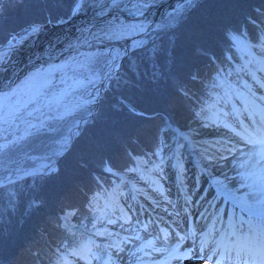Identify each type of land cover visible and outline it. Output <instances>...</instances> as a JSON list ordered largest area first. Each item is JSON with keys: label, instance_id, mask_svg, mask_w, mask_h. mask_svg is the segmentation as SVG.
<instances>
[{"label": "trees", "instance_id": "trees-1", "mask_svg": "<svg viewBox=\"0 0 264 264\" xmlns=\"http://www.w3.org/2000/svg\"><path fill=\"white\" fill-rule=\"evenodd\" d=\"M0 3L3 5L1 45L29 25L69 18L75 0H17L15 3L0 0ZM255 3L264 4V0H197L195 7L177 20L172 30L156 31L145 47L136 48L128 55L118 73L119 78L113 80L106 93V105L117 106L121 98H128L137 107L151 112L169 108L187 126L183 95L177 90L178 78L187 81L191 75L198 74L195 66L203 74L210 58L201 50L211 49L212 43L217 48V20L223 24L228 18L230 23L246 28L249 26L248 13L256 11ZM153 91L159 102L152 100L146 104L135 100L136 92L151 94ZM119 118L121 127L130 122V128L139 127L142 123L136 118L128 117L130 122L122 115ZM103 138V129L99 127L97 140L64 156L56 174L33 175L0 187V263L39 264L38 261H42L50 264L58 255V246L67 249L70 238L58 214L75 205H83L88 191L82 188L86 183L80 185L78 181L81 178L86 182L94 169L93 161L103 160L108 155L102 147ZM113 141L110 138L107 143ZM8 157H13L12 153Z\"/></svg>", "mask_w": 264, "mask_h": 264}, {"label": "snow or ice", "instance_id": "snow-or-ice-1", "mask_svg": "<svg viewBox=\"0 0 264 264\" xmlns=\"http://www.w3.org/2000/svg\"><path fill=\"white\" fill-rule=\"evenodd\" d=\"M17 0H9V3H15ZM85 0H75L74 7L72 9V15L75 16L80 13L82 9V5ZM109 3L116 7L120 3V0H109ZM156 0H135L134 8L135 15L144 16L147 12L148 8L154 6ZM197 0H180V7L177 9H173L172 12L168 13L164 18V28L174 27L177 20L185 17L191 8L195 7ZM259 11V10H258ZM3 16V5L0 3V17ZM66 21L63 19H58L56 21L57 24L65 23ZM253 24H256L255 20L250 21ZM49 23H52L50 20ZM161 25L157 24L155 26L156 29H161ZM43 30L42 25H29L28 28L22 30L21 33H16L11 36L8 41L6 47L0 46V66L8 62L9 53L12 52L18 45L22 44L24 40L29 39L34 36H38L39 33ZM130 30H135L138 32H147L148 29L145 27L143 23L138 25H127L121 24L116 29H112L111 31L119 32L121 34H126ZM229 39L235 44L240 40H243L247 33L246 30L241 29L240 32L233 33L229 31L227 33ZM146 41H133V48H143L146 46ZM253 49H261L264 51V34L258 36V42L252 44L251 41H248ZM153 54H155V50H153ZM125 55H128L125 52ZM264 59V57H262ZM113 67L116 69V73L113 74V79H118V70H119V62H116L115 57H113ZM192 79H196V76L193 75ZM255 79V77H254ZM259 83V82H258ZM261 87H264V84H261ZM178 91L183 92L182 87L177 88ZM187 95V93H183ZM15 96V90H13L12 94H0V124L6 123L8 116L11 113H6V101L12 99ZM260 100H264V96L259 98ZM244 104L243 112L247 114V122L239 118L240 114H236L235 123L225 122L223 123V127L228 129V131L235 137H238L239 140L247 145L252 146L257 151L253 152V155L258 157L257 163L261 160H264V108L256 109L255 107L250 109V106L241 101ZM254 105V102H253ZM134 111V109H132ZM235 112V109L233 110ZM199 115V114H197ZM225 116L228 114L225 113ZM3 146H0L2 148ZM229 151H234V149H228ZM158 154V153H157ZM243 155V153H242ZM211 159V157H209ZM107 171L112 172L110 167L106 168ZM135 171V169H133ZM251 174L245 175L241 174V179L245 181V183H241L240 187H250L247 183V180ZM11 182V181H9ZM256 182L254 181L253 184ZM4 186V182L0 181V187ZM222 187H224L222 185ZM249 194H244V200L242 201L241 207L242 210L248 211L250 215L258 217V222L253 223L252 219L241 221L239 227L236 224H229L228 228L225 229L223 234L220 235L218 240L213 241L214 249L211 252V256H218L219 258L215 261V264H264V178H262V186L259 189V198L256 199L255 203L259 206V212L253 210V206L248 203L247 197ZM109 223H114V221H109ZM245 225L247 226L245 228ZM145 228L147 225L144 226ZM161 232L164 233V239H168V232L166 229H161ZM106 233L97 232V235H105ZM179 237L175 248L172 249L173 252L178 253L180 250V245L186 239V237L179 236V233H176ZM160 239V237H157ZM155 241H148L147 247H152L154 251H166V249H159L154 247ZM209 246V241L206 239H202L200 242V250L204 251L205 248ZM93 244L91 241L81 244L79 250L73 251V255H80L81 252H86L87 255L91 256L94 259H101V255L98 253L101 251L100 246L96 245L93 250ZM106 247H116L119 248V245H107ZM122 250V249H120ZM107 255V253H105ZM191 257V252H185L180 256H177V259H187ZM211 258V257H209ZM59 264V262H58ZM104 264H112V257L108 255V259L104 260Z\"/></svg>", "mask_w": 264, "mask_h": 264}, {"label": "rangeland", "instance_id": "rangeland-1", "mask_svg": "<svg viewBox=\"0 0 264 264\" xmlns=\"http://www.w3.org/2000/svg\"><path fill=\"white\" fill-rule=\"evenodd\" d=\"M165 7L168 9V11L172 10L167 6H163V9ZM161 9L162 8H160V10ZM159 13L160 15H162L163 13L162 10ZM167 29L170 30L171 28H167ZM143 36L145 35L134 38L133 41H141ZM117 46H120L121 49L124 50L125 46H121V45H117ZM101 48L102 47L95 46L89 48L88 50H80L78 52H74L73 54L64 57L62 60L58 62H52L44 66H39L37 68H34L32 71L24 75L23 78H21L18 82H16L11 88H9L7 91H4L2 94L6 93L11 95L13 90H15V96L12 99L6 101L5 111L6 113H11V115L8 116L7 118V122L9 125L7 124L0 125V133L5 131L3 137H0V146L6 147L7 151H10L13 148H17L28 133L43 127L44 126L43 122L47 118L67 115V113L71 112V110L74 109L77 104H74L73 106H66L63 109V111H57V107H54L55 110L51 109L47 112H44L43 114L39 115L40 118H37L38 115L37 112L43 109L44 107L53 106L54 104L60 101L67 100L76 95H79L88 89L93 90V92L97 94L101 77L97 74L96 71L90 69L87 64L88 63L93 64L96 61L95 56L97 55V53L100 51ZM108 49L109 48H106L107 54L111 52ZM116 52L112 53V60L113 57H115V60L117 62ZM140 90L143 91L141 86H140ZM149 96L153 97L152 95H148V97ZM95 97L96 96H94V99ZM24 110H27V113H29L30 115L35 113V119L27 120V125L15 132L16 130V129L14 130L15 124H13L11 121L8 120L13 119L15 116H17L19 113H21ZM87 122L88 121L86 120L84 121V123ZM195 122L196 121H192L191 126ZM197 122L202 123L201 121H197ZM205 123L206 125L210 126L212 130H218V128H216L212 124L213 122L212 123L205 122ZM191 126L189 127L188 131L191 130L192 128ZM9 132H11V134L15 132V134L8 137L7 133ZM46 138L47 136L40 137L37 140L39 145L36 146V148H42L43 147L42 144L46 142ZM65 140H66L65 136L63 137L59 136L56 137V139H54V142L55 144L60 145ZM65 142L59 147H63ZM23 149L24 148L20 149L21 153H25ZM33 149L34 148H28L27 150H33ZM257 150L258 148L254 149L251 146L250 149L248 146H245L244 148H238V152L235 154V156H232L231 154L228 153V155L225 156L227 168L229 170H237V169L239 170L240 168H244L250 165V163L255 164L252 161L251 157L255 156L253 155V152ZM43 162H45V160H43ZM37 166L27 169L28 166L26 164L21 163L19 165L17 162L16 163L12 162L10 167L14 169H11L9 172L8 171L4 172L3 170L0 171L1 173H7V175L4 177L5 179L2 178L1 181L20 179L21 177L28 175V173L31 174L34 172L43 171L41 169L42 167H40L41 165H37ZM46 170H48V167L46 168ZM262 178H264V176L260 177V175H256L255 177L248 178L247 183L250 185V187H243V188L240 187V185L241 183H245V181L242 180L241 177L231 178L227 180H231L229 182L231 188H238L245 190L246 193H252L249 194L248 197L253 202V204L256 205L255 201L256 199L259 198V189L262 186ZM254 181L256 182L255 184H253ZM94 201H96L97 203L101 202L96 198H94ZM139 233L140 236L142 237L145 236V234L142 233L141 230H139ZM148 239H150L151 241H155V243L158 244V246L163 245V243L159 239H157L156 236L154 237L149 236ZM94 245H98V244L94 242ZM150 250H151L150 248L149 249L145 248V244L140 242L139 244H137L136 249L123 254V256L124 257L128 256L129 258L152 257V256L158 257V253L157 254L152 253ZM161 257L162 258L166 257V255L161 254Z\"/></svg>", "mask_w": 264, "mask_h": 264}, {"label": "bare ground", "instance_id": "bare-ground-1", "mask_svg": "<svg viewBox=\"0 0 264 264\" xmlns=\"http://www.w3.org/2000/svg\"><path fill=\"white\" fill-rule=\"evenodd\" d=\"M105 1L109 0H85L83 3L84 7H94L93 9L97 8L98 6L102 5ZM171 2L175 0H169ZM131 7H128V9L131 10V13L126 14L121 10H114L112 12H106L104 13V16L99 17V18H93V19H88L83 16H78L76 17L72 22H70L67 26V28H70L72 31L68 33V38L72 37V42L73 45L75 46L78 42L79 43H87L86 45L92 44V43H102V42H120L122 43L123 41L126 40L135 30H130L126 34H121L118 31L114 32L111 31L112 29L118 28L121 24H127V25H134L136 22L137 16L135 15V8L134 4H130ZM154 15L153 12H149L147 16H145L142 20H139V24L143 23L144 25L147 24L150 20L151 17ZM79 30V31H78ZM50 47H39L38 51L44 52L46 49ZM71 48V47H69ZM37 51V52H38ZM16 71V70H14ZM260 79V85L264 84V76L261 73H258ZM264 89V87H262ZM262 89V90H263ZM264 91V90H263ZM27 117V115L20 117L21 120H24ZM191 130L189 131V134L193 137V149H195L196 154H191V157H196V160L200 161L201 165L203 164V167H207L208 170H214L217 172H224V170H227V165L223 161V156L226 154L228 149L232 146H234L235 143H240L243 144L241 141H238L239 138L233 136L228 129L225 131H213L211 127L201 124L200 122H195L191 126ZM3 134H5V131L0 133V137H3ZM11 132L7 133V136H9ZM194 137L197 139L194 140ZM204 138V139H203ZM228 146H226V141H231ZM198 140V141H197ZM213 141H216L219 143V146H214L212 144ZM213 149V150H212ZM211 157V159H209ZM252 161L256 163V166L264 167V160H261L259 163H257L258 157L252 156ZM194 167V166H192ZM169 166H166L165 169H169ZM191 167L189 168V170ZM197 170V169H196ZM169 177L171 180H167L166 188L170 193H176L177 188L175 185H172V179L175 180V171L174 169L168 170ZM190 172V171H189ZM188 172V173H189ZM186 179V178H185ZM187 183V180H184ZM131 182L137 188V190H143L145 193H147L150 197L151 203L154 205L155 210H160L161 206L157 204L159 201L155 198L156 196L160 195V191L157 187H155V184L157 183V180H154V177L152 178L151 176H148L147 179H131ZM153 183V185L151 184ZM151 184V185H148ZM154 186V187H153ZM160 187V186H158ZM136 191L135 196H143L141 193H137ZM197 195H200V193H197ZM135 197V199L137 198ZM205 198L202 197L198 202L197 200H194V205L197 206L194 208L195 214H196V220L199 222L202 220L204 217L205 211L200 210L198 207L199 204L203 202ZM157 201V202H156ZM185 213V212H184ZM184 216V214L182 213ZM169 217H172L174 219H178L177 217H174V215H169ZM179 221V219H178ZM174 237V234L171 233L169 235V239ZM192 239H185L184 244H188L190 247L193 248L194 251L199 253L200 249V244L198 242H194L195 236H191ZM199 237V236H198ZM172 242V241H170ZM214 249V243L209 245L207 247V255H204L207 257L210 261H214L216 257L211 256V252ZM167 251V250H166ZM175 256L171 257L169 259H166L165 264H180L177 262L178 260L176 257L179 256L178 253L174 252ZM173 254V252H172ZM211 257V258H209ZM196 264H208L206 262H197Z\"/></svg>", "mask_w": 264, "mask_h": 264}, {"label": "water", "instance_id": "water-1", "mask_svg": "<svg viewBox=\"0 0 264 264\" xmlns=\"http://www.w3.org/2000/svg\"><path fill=\"white\" fill-rule=\"evenodd\" d=\"M80 15H83V13H81ZM68 24L69 22L57 25H50L48 29L44 30L45 33L43 35H45V37L42 34L32 37L29 43L26 45L25 50L18 51L15 56L11 57V59L4 64L0 75V83L2 78L6 75L9 66H12L17 63L20 64L22 60L25 61L27 59L32 58V54L35 52V50L39 46H41L43 42L46 41L48 38L54 39L67 32L70 29L67 28Z\"/></svg>", "mask_w": 264, "mask_h": 264}]
</instances>
